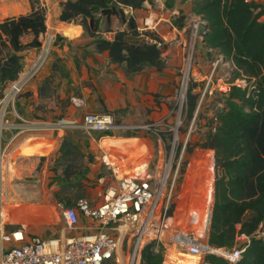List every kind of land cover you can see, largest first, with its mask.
Segmentation results:
<instances>
[{
    "label": "trees",
    "instance_id": "trees-1",
    "mask_svg": "<svg viewBox=\"0 0 264 264\" xmlns=\"http://www.w3.org/2000/svg\"><path fill=\"white\" fill-rule=\"evenodd\" d=\"M192 1L193 13L207 23L204 47L222 55L232 65L233 80L245 77L250 82L255 79L256 85L249 95L247 89H234L224 107L217 112L216 130L210 129L212 120L209 118V130L195 146L189 143L186 150L187 155L193 154L195 148L214 151L215 179L206 243L215 249L230 250L236 245L238 236H251V244L235 264H264V238L253 237L264 226V21L261 20L264 9L250 0ZM145 2L67 0L61 3L59 21L82 27L96 52H107L110 63L125 66L128 73H140L146 68L162 72L166 67L164 49L146 41L144 36L154 40L160 38L155 33H141L136 20L126 13L143 9ZM30 5V12L0 21L2 95L24 73L25 52L43 47L40 37L47 32V12L38 0H30ZM109 33L114 34L113 40L104 36ZM49 82H52L50 78L46 83ZM197 87L192 83L187 95L186 121L189 124L200 97L193 93ZM131 136L140 137L137 132ZM181 149L182 144L177 156ZM57 154L54 163L61 171L54 168L53 172L63 174L67 184L73 183L75 177L89 173V165L94 160V155L85 156L79 143L67 135ZM174 212L175 206L170 216ZM153 248L152 244L144 248L140 264H164L165 250L162 248L155 253ZM204 263L230 264L217 255L205 256Z\"/></svg>",
    "mask_w": 264,
    "mask_h": 264
},
{
    "label": "built area",
    "instance_id": "built-area-1",
    "mask_svg": "<svg viewBox=\"0 0 264 264\" xmlns=\"http://www.w3.org/2000/svg\"><path fill=\"white\" fill-rule=\"evenodd\" d=\"M206 26L207 23L200 16L192 15L186 20L182 32L174 38L159 37L160 40H154L149 36L145 37L146 41L155 44L159 49H164L168 44H177L182 48L178 95L174 103V109L180 114V119L183 114L186 121L187 95L192 83L199 85L198 79H204L202 81L206 80L207 83L206 86L202 85L198 106L179 156L176 154L174 137L172 143L154 158L153 162H156L154 174L150 173V165L153 163L150 161L144 174L119 178L116 186L107 187L101 192L100 204L92 205L87 199H81L76 206L63 210V220L70 230L78 226L80 214L95 224V232L83 237L65 240L30 238L25 224L3 222L1 212L9 202L7 182L18 174L17 163L23 157L19 148L23 141L29 136L44 134L58 136L72 130L132 135L143 131L157 132V129L152 124L143 126L118 123L113 114L90 113L86 114L81 122L26 120L16 111L15 102L27 82L18 80L8 87L3 99L6 107L0 110V264H140L142 251L149 244L153 245L155 253H159L162 248L165 252L171 248H180L188 249L192 255L200 256V259L207 255H217L230 264L237 263L251 244V236L244 234L238 236L236 245L230 250L215 249L203 244L201 237L180 234L181 228L174 231L175 228L170 225L174 216V214L170 216V211L177 205L181 162L187 150L191 129L200 115L202 102L209 94V87L211 86L210 93L214 90L223 98L211 116L210 129L215 131L219 123L217 112L223 108L225 100L231 96L234 89H247L249 95L256 86L255 79L250 82L245 77L233 80L228 78L227 73L219 76V66L228 67L231 72L233 68L222 55L212 49L207 50L212 56L209 76L203 78L201 74L194 72L197 48L200 43L203 44ZM156 28L157 23L148 17L144 20L143 28L139 30L141 33L156 34ZM51 40L49 37V42ZM8 106H11L10 110L7 109ZM10 118L20 125L14 126L15 123L12 124ZM182 123L180 120L179 124ZM109 167L111 168V165ZM99 182L103 184V178ZM177 234L184 237L182 238L184 243L177 239ZM253 237L261 236L258 232Z\"/></svg>",
    "mask_w": 264,
    "mask_h": 264
},
{
    "label": "crops",
    "instance_id": "crops-1",
    "mask_svg": "<svg viewBox=\"0 0 264 264\" xmlns=\"http://www.w3.org/2000/svg\"><path fill=\"white\" fill-rule=\"evenodd\" d=\"M38 1L41 6H44L43 0ZM45 1L49 3L48 0ZM66 1L67 0H56L58 10L54 14V23H52L47 16V32L45 36L40 37V40H43L48 34L53 33L52 35L55 37L59 36L61 38L60 42H57L54 47L55 54H58L57 51L59 50L62 51L65 50V48L68 49L77 46L80 50H84L83 52H87L90 58H84L85 60L82 65L84 69L81 68L82 76L79 77L77 74L78 80L76 84L81 85V96H78L79 94L74 96V94L68 93L69 97L59 103L61 115H65L61 120L67 122H81L86 114L92 113L113 114L116 116L119 123L126 125H140L144 122L159 121L161 116L173 105L171 100L177 90L179 79L178 71L182 65L183 51L181 46L177 44H168L164 48L163 59L166 67L162 72H158L155 68H146L140 73H128L125 66L110 63L109 54L107 52L101 54L97 53L95 47L91 44L92 40L82 27L59 21L62 10L61 3ZM250 1H255L264 9V0ZM9 4H17V6H14L15 9L8 12ZM30 10V0H22V5H20L18 1L0 4V21L8 17L24 15L30 12ZM126 13L136 20L139 29L143 28L144 20L150 17L157 23L156 34L163 39L176 37L186 26V20L190 16L196 15L193 13L192 0H146L143 9L134 11L129 10ZM261 20L264 21V15L261 17ZM116 23L119 27V23ZM180 35V37H182V34ZM104 36L108 40L114 39L113 33L105 34ZM199 45L205 48L207 52L208 49L204 47L203 44L200 43ZM38 51V49H31L25 52L24 61H27L29 57H32V54L34 55L35 52L37 53ZM52 71L45 72L39 79L34 81V83H37V87L32 89L33 92H27L23 97L19 96L18 103L21 107L19 108L21 113L25 115L41 116L40 111L44 110L47 116L46 112L51 114L52 110L58 111V109L53 108L58 105H55L56 103L53 104L51 101L53 98L49 99L46 93L47 88L51 87L54 82L53 74L55 72ZM49 78L52 82L46 83ZM31 86H33V84ZM31 86H25L24 91ZM57 97L56 100L59 102L61 98H63V94H58ZM29 100H36L37 105L33 106L29 104L27 102ZM38 105H40V107ZM33 120L36 122H51L50 119L44 120L37 117L33 118ZM9 121L12 124L15 123L14 126L20 125L19 122L14 121L12 118H10ZM103 136L106 137L107 135ZM53 137L54 136L51 134L29 136L21 144L19 152L23 157L28 158L49 155L52 145L43 140H46V138L53 139ZM108 138L109 137L104 138L106 140L103 141L102 145L106 154L105 156H107L113 164L121 166L126 173H132L134 177L145 173L148 163L150 162L148 161L151 155V150H149L151 148H148L150 142L146 140H113ZM145 149L148 150L145 151ZM130 150H138L140 154L138 157L133 158V160L130 159V162L124 163V159L122 160V158H124L123 156H128V158L132 156L129 153ZM95 158L96 156H94V159ZM209 158L214 160V153L212 151H207L201 155L199 154L191 162L189 171H198L202 169V171H205V166ZM42 160H45V158H42ZM93 163L94 162L89 165V168L95 166ZM20 164L19 162L17 163L18 172L21 168ZM134 165H138L137 170H133ZM208 179V182L205 181L207 185L202 184L201 186L198 181L189 187L188 182L191 178H187L177 207L178 210L182 209L179 212H177L176 209L174 215V217H182L183 220L191 219V222L192 218L193 220H197L203 235L208 228L207 224L210 217L209 207L214 185V172H212V175ZM193 187H196V190L192 192ZM204 187L207 188L204 189ZM3 211L6 212L8 217V220L5 221L6 223H27V235L30 238H61L65 240L83 237L96 230L95 224L91 223L89 219L81 214L80 222L73 230L68 229L65 222L57 224V226L47 224V222L49 223L50 221H57L56 215L51 209H46L40 204L26 203L18 207V209L7 205L4 207ZM179 253L176 259L177 263L180 262L183 256H190L184 252ZM198 260H200V258H198ZM164 264H166V262H164Z\"/></svg>",
    "mask_w": 264,
    "mask_h": 264
},
{
    "label": "rangeland",
    "instance_id": "rangeland-1",
    "mask_svg": "<svg viewBox=\"0 0 264 264\" xmlns=\"http://www.w3.org/2000/svg\"><path fill=\"white\" fill-rule=\"evenodd\" d=\"M18 1L20 5H22V0H6V1H0V4L8 3V2H14ZM49 3H47L45 0H43L44 8L47 12V16L50 18L51 22L54 23V14L58 10V4L56 3V0H48ZM47 3V4H46ZM17 6L14 4H9L8 12H11V10H14ZM17 8V7H16ZM19 9V6H18ZM20 10V9H19ZM50 23V22H49ZM52 33V31H51ZM53 34V33H52ZM52 34H48L43 39V48L39 50L37 53L31 55L32 57H28L29 59L24 61L25 66V72L21 75L18 82L24 81L28 82L25 86H33L28 87L26 91H23L19 94V96L23 97L27 92H33L32 89H35L37 87V83H34L35 80L39 79L42 74L45 72H55L53 74L54 76V82L51 85V87L47 88L46 93L47 97L49 99H52V103L58 106H55L53 108L58 109V111L52 110L51 114L49 112L47 113V116L45 115L44 110H41V116L40 115H25L20 112L18 103V98L15 102V109L16 111L26 120H33V118H40V119H50L51 122H55L58 120H61L62 117H65L61 115V111L59 110V103H61L63 100L68 98V93L81 96V85H77L76 81L79 77L82 76L81 68L84 63V58H90L89 55H87V52H83L80 50L79 47H73V48H65V50H59L57 51L58 54H55V45L57 42H60V37L54 36ZM49 37L52 38L51 42H49ZM65 38V37H63ZM49 50V51H46ZM44 51H46L44 53ZM44 53L45 61L37 68L38 64L40 63L41 57ZM199 54V55H198ZM211 59L212 56L209 55L208 52L205 51V48L199 47L197 48V55L195 58V65H194V72L196 74H201L204 77L209 76L211 73ZM37 68V70H36ZM84 69V68H83ZM181 69V68H180ZM180 69L178 73V85L180 81ZM220 75L222 74H228V78H232L233 74L229 70L228 67L225 66H219L218 68ZM218 72V73H219ZM197 82L200 86L199 88L195 89L193 92L195 95L200 94V91L203 90L202 85L206 86L207 81H202L204 79H198ZM10 88V86H9ZM211 86L209 87V94H207L202 102V108L200 115L197 119V122L195 125H193L191 129V135L189 138V143H191L192 147L195 146V144L201 139L202 135L209 130L208 126V119H211L212 113L216 110V108L219 106L220 103H222V96L220 93L215 92L214 90L212 93ZM5 94V93H4ZM4 94H0V110L4 109L6 107V103L3 102ZM33 94V93H32ZM58 94H63V98L59 102H57L56 98H58ZM178 95V86L176 93L171 100L173 102L172 107L168 109V111L161 116L160 120L157 122H144L143 126L147 125H154L157 129V132H148L143 131L139 133L140 137H132L131 134L123 133V134H113L107 135L106 137H109L108 139L118 140V139H124V140H146L150 142V146L148 148H151V155L149 156V160L153 162L154 158H157L159 153L161 151L165 150L166 146H169L174 137L176 138L175 146H176V152L179 148V146L185 142L186 134L188 133V130L190 129V124L184 120L183 114L182 119L179 118V113H176L174 109V103L175 99ZM20 97V98H21ZM28 99V98H27ZM34 99V98H33ZM68 100V99H67ZM24 102V101H23ZM29 104L36 106L37 101L36 100H29L27 101ZM74 102V101H73ZM75 104V103H74ZM225 104V102H224ZM223 104V107H224ZM40 107V105H38ZM8 110L11 109V106L7 107ZM49 117V118H48ZM180 120L183 122L181 125L179 124ZM157 133V135H156ZM7 134V133H6ZM70 136L72 137L77 143L80 145L81 152L89 157V156H96V158L93 160V164L95 166L90 167L89 173L86 172V174H82V176L75 177L71 184L64 183L63 181V174H54L53 170L54 168H58L59 171H61V167L57 166L54 161L57 159V151L60 146V143L64 136ZM106 134L98 133V132H89L86 130H72L68 131L65 134H60L59 136H54L52 138H46L43 141L47 142L48 144L52 145L50 148V154L46 156H40V157H21V160H19V164L21 165V168L17 174V176L13 180H8V186H9V202L8 205L13 206L18 209V207L23 206L24 204L33 203V204H40L44 206L46 209H51L54 214L56 215L57 221H50L47 224H52L54 226H57V224H61L64 222L62 217V212L64 209L68 207H74L76 206L77 202L81 199H87L92 205H97L102 202V198L100 196L101 192L105 191L107 187L117 185V180L119 179L116 175L115 169L107 164L105 160V152L103 149V141L106 140L105 136ZM145 136V137H143ZM116 137V138H114ZM42 141V140H41ZM188 147V145H187ZM148 149H145L147 151ZM209 150H204L200 148H195L193 154L187 155L185 153L183 162H181V171H180V180L178 181V199H177V205L176 209L179 205L180 196L183 192L184 183L187 180V178H191L196 182L199 181V184L207 185L205 181L209 180L208 178L212 175V172H214V179H215V159L212 160L209 158V163L205 166V171L202 170H190V164L199 154L205 153ZM214 152V151H213ZM130 155H132L130 158L128 156H123L122 160L124 159V163L130 162V159L133 160V158L138 157L140 154V151L138 150H130ZM56 157V158H55ZM42 158H45V160H42ZM155 164L154 161L150 165V173H155ZM175 164V163H173ZM214 168V169H213ZM85 169V168H83ZM18 171V170H17ZM208 171V174H207ZM47 173V174H46ZM88 173V174H87ZM104 180V183L101 184L99 182L100 179ZM208 182V181H207ZM191 187V186H190ZM197 187V186H196ZM196 187H193L192 192L195 191ZM208 187V186H207ZM207 187H204L206 189ZM5 197H7V194H5ZM214 201V198H213ZM182 209V208H181ZM181 209H177V212H179ZM213 209V206H212ZM174 213V215H175ZM4 214V220L7 221L8 217L5 211H3ZM174 217V216H173ZM210 224V223H209ZM209 228V226H208ZM207 228V230H208ZM179 227H175L174 231L178 230ZM207 230L206 233L203 235V233L200 230V237L202 238V243L207 244ZM260 236L264 238V226L260 229L259 232ZM168 252V251H167ZM167 252H165V262L166 264H205V256L198 260L196 257L191 256H183L180 259V262L177 263L171 262V260H168ZM180 254V253H179Z\"/></svg>",
    "mask_w": 264,
    "mask_h": 264
},
{
    "label": "bare ground",
    "instance_id": "bare-ground-1",
    "mask_svg": "<svg viewBox=\"0 0 264 264\" xmlns=\"http://www.w3.org/2000/svg\"><path fill=\"white\" fill-rule=\"evenodd\" d=\"M46 51H49V50H46ZM46 51H44V53ZM44 53H43V55L41 57L40 63L38 64L37 68L45 61ZM37 68H36V70H37ZM20 148H19V150H20ZM105 160H106V162L109 165H111L115 169V172H116V175H117L118 178H128V177L130 178V177H134V175L132 173H126L121 166H118V165L113 164L107 156H105ZM137 169H138V165H134L133 166V170H137ZM194 183H195V181L193 179L189 180V182H188L189 187L192 186ZM4 207H6V206H4ZM3 209H2V212H1V216H2L3 222H5V220H4V214H3ZM31 212H32V210H31ZM170 222H171L170 225L173 228H175V227L181 228L182 232L180 234H183V235H189V234H191V235L200 237V234H199L200 225H199V223H198L197 220H193V218H192V222H191V219L190 220H187V219L183 220L182 217L181 218L173 217ZM23 224L26 225L27 223L24 222ZM180 234H177V239L184 243V241H183L184 237H181ZM179 252H184V253L189 254L190 256H193V257H196V258H200V256H194V255H192L189 252L188 249L181 250L180 248H178V249L171 248L167 252L168 260L169 261L171 260V262H175V260L178 258V253Z\"/></svg>",
    "mask_w": 264,
    "mask_h": 264
}]
</instances>
